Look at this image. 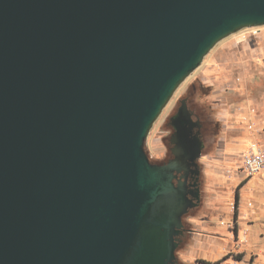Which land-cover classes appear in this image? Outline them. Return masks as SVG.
I'll return each mask as SVG.
<instances>
[{
  "label": "water",
  "instance_id": "1",
  "mask_svg": "<svg viewBox=\"0 0 264 264\" xmlns=\"http://www.w3.org/2000/svg\"><path fill=\"white\" fill-rule=\"evenodd\" d=\"M261 25L264 0H0V264H177L201 124L183 98L172 156L145 139L218 41Z\"/></svg>",
  "mask_w": 264,
  "mask_h": 264
},
{
  "label": "rangeland",
  "instance_id": "2",
  "mask_svg": "<svg viewBox=\"0 0 264 264\" xmlns=\"http://www.w3.org/2000/svg\"><path fill=\"white\" fill-rule=\"evenodd\" d=\"M254 32H257V36H253ZM263 58L264 25L242 28L218 41L204 56L201 64L178 86L150 128L144 143L149 159L158 163L171 157L168 139L173 129L169 124V117L175 113L183 98L193 116L198 114L203 121L205 136L202 137L204 147L201 157L213 153L220 138H239L245 133L264 136ZM228 85L231 88H227ZM263 141L264 137L253 143L264 148ZM236 157V163L223 167L224 173L232 171L235 164V171H238L240 159ZM199 163L201 202L183 216V225L187 228L193 226L188 224L190 219L210 215L214 209L205 205L213 201L214 192L212 188L208 189L209 183L205 186L202 178L204 164L200 160ZM222 194L221 197L225 199L235 198V192L228 194L226 190ZM225 204L227 205L226 201ZM262 226L260 237L251 236L248 228H245L243 236H236L235 240L228 242L229 253L218 260H186L187 253L194 249L195 242L191 234L183 232L185 238L175 251L177 264H264V225ZM223 230L222 234H225ZM237 230L236 227V233Z\"/></svg>",
  "mask_w": 264,
  "mask_h": 264
},
{
  "label": "crops",
  "instance_id": "3",
  "mask_svg": "<svg viewBox=\"0 0 264 264\" xmlns=\"http://www.w3.org/2000/svg\"><path fill=\"white\" fill-rule=\"evenodd\" d=\"M263 137L245 133L239 138H220L215 151L200 158L204 164L202 178L205 186L209 183L208 189L212 188L214 192L213 201L205 205L214 209L210 215L189 220L193 224L191 236L195 243L194 249L188 251L186 260L221 259L229 253L228 242L235 240L236 236H243L245 228H248L251 236L260 237L264 225V170L247 176L239 167L235 171L236 164L228 173H224L223 167L236 163L235 156L239 157L253 141ZM226 190L228 194L237 192V200L222 198ZM222 230L225 234H222Z\"/></svg>",
  "mask_w": 264,
  "mask_h": 264
},
{
  "label": "built area",
  "instance_id": "4",
  "mask_svg": "<svg viewBox=\"0 0 264 264\" xmlns=\"http://www.w3.org/2000/svg\"><path fill=\"white\" fill-rule=\"evenodd\" d=\"M253 36H257V32H254ZM227 88H231V85H228ZM239 159V169L247 176L258 174L264 170V148L256 143H251L247 151L240 153Z\"/></svg>",
  "mask_w": 264,
  "mask_h": 264
},
{
  "label": "trees",
  "instance_id": "5",
  "mask_svg": "<svg viewBox=\"0 0 264 264\" xmlns=\"http://www.w3.org/2000/svg\"><path fill=\"white\" fill-rule=\"evenodd\" d=\"M195 118H197L199 121H200V124H201V127H200V135H201V137H204L205 135H204V133H203V121L201 120V118H200V116L198 115V114H196L195 115ZM171 126V125H170ZM172 127V126H171ZM169 140V139H168ZM170 146H171V144H170V142H169V147H168V149H169V152H170ZM170 154H171V152H170ZM200 164V163H199ZM200 166H201V164H200ZM200 185H201V181H200ZM237 197H238V193L236 192L235 193V200H237ZM200 204V203H199ZM199 206V205H198ZM188 213V212H187ZM186 215V214H185ZM188 224H191L189 221H188ZM183 232H186L187 234H191V232H192V225H191V227H189V228H187L186 226H184L183 225ZM184 238H185V236H183L182 237V239L180 240V243L184 240ZM186 240L187 239H185V242H186ZM179 243V244H180Z\"/></svg>",
  "mask_w": 264,
  "mask_h": 264
},
{
  "label": "flooded vegetation",
  "instance_id": "6",
  "mask_svg": "<svg viewBox=\"0 0 264 264\" xmlns=\"http://www.w3.org/2000/svg\"><path fill=\"white\" fill-rule=\"evenodd\" d=\"M171 156H172V154H171ZM160 163H163V161H162V162H160ZM191 181H192V179H191V178H189V179H188V182H191ZM182 237H183V235H181V236H180V239H182Z\"/></svg>",
  "mask_w": 264,
  "mask_h": 264
}]
</instances>
